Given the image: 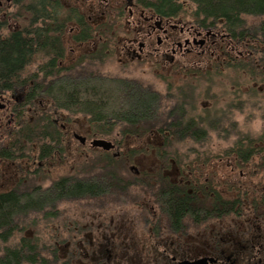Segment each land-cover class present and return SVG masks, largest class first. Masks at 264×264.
I'll return each mask as SVG.
<instances>
[{
  "label": "flooded vegetation",
  "instance_id": "af4514ba",
  "mask_svg": "<svg viewBox=\"0 0 264 264\" xmlns=\"http://www.w3.org/2000/svg\"><path fill=\"white\" fill-rule=\"evenodd\" d=\"M35 5L41 9L36 10ZM119 10L125 14L122 36L113 31L121 25L120 18L114 20ZM111 49L124 74L141 68L173 81L186 80L191 74L201 78L230 67L245 77L239 85L245 87L250 103L257 110L258 105H264V98L253 96L264 92V65L258 63L264 53L261 42L228 32L220 20L188 18L183 11L161 15L138 0H0V195L11 193L18 200L36 198L59 182L72 185L97 175L79 174L74 166L80 154L87 157L89 151L96 150L108 159L106 167L112 165V159L122 158L125 173L132 177L124 183L115 172L99 174L118 184L110 193L136 184L149 190L151 200L144 198L142 206L151 211L153 228L165 226L172 237H182L190 226L198 230L197 237H184L176 244L173 238L157 241L171 247L168 257L172 264H264V129L248 138V144L236 141L217 154L216 162L199 164L177 161L169 152L174 129L170 139H166L169 131L157 128L140 137L112 119L99 129L90 115L81 113L87 128L79 132L74 118L79 112L58 107L48 90L84 71L79 65L110 58ZM7 57L15 62L5 69ZM187 90V84L177 88L180 100L170 105L165 115L172 126L177 117L193 118L180 102L183 96L191 97ZM237 104L241 103L233 106ZM179 108L181 114L176 112ZM115 125L119 130L114 132ZM201 132L204 135L205 131ZM148 134L154 136V142L146 145L143 138ZM131 137L138 142L133 149ZM98 139L112 146L107 150L95 146ZM134 152L138 156L150 153L151 161L129 163ZM59 170L58 177L41 185ZM165 197L171 213L161 203ZM180 200L189 211L178 214L175 221L174 204ZM207 222H212L208 229Z\"/></svg>",
  "mask_w": 264,
  "mask_h": 264
},
{
  "label": "rangeland",
  "instance_id": "374dc122",
  "mask_svg": "<svg viewBox=\"0 0 264 264\" xmlns=\"http://www.w3.org/2000/svg\"><path fill=\"white\" fill-rule=\"evenodd\" d=\"M23 1L32 2V0ZM190 7V5L185 6L183 11L185 17H192ZM124 16L123 10L115 13L114 20L118 21L120 18L121 25L118 24L114 30L112 29L121 36L125 32ZM260 20L261 17L243 16V22L248 25L256 24ZM87 64L79 65L78 68L83 67L84 72L106 74L111 77L127 76L143 84H149L165 95L167 107L179 102L181 91L178 92L177 88L187 84L190 90L187 91L190 92L191 97L183 96L180 102L185 104V111L195 119L197 128L204 130L205 133L200 139L191 138L190 135L182 139H172L169 152L177 161L196 164L216 162L217 154L235 145L236 141L243 145L248 144V138L257 136L264 129V105H258L259 110H257L256 106L250 103L245 87L239 85L245 77L242 78L230 67L201 78L193 74L186 77V80L174 78L173 82L166 75L161 77L155 73L142 72L141 68L132 69L133 71L124 74L118 55L112 49L110 58L103 57L102 61L95 59L94 62ZM168 82L176 89L169 88ZM235 83L238 85L235 86ZM238 86L240 89L237 91ZM236 96L240 97L238 101L234 99ZM253 96L264 98V92L254 93ZM236 102L241 104H237V107L233 106ZM76 117V127L81 132L80 130L87 128V120L80 112L74 116ZM103 125L108 126L101 124V129ZM112 129L115 132L119 127L115 125ZM117 138L125 139L123 136ZM135 139L137 138L130 139L131 149L138 143ZM143 140L144 144L148 145L154 142V136L148 134ZM121 159H112V165L106 167L104 161L108 159L95 150L89 151L87 157H81L80 154L74 166L77 167L75 169H78L79 174H101L112 171L118 179L120 178L119 182L125 183L132 177L125 173L122 164L124 162ZM148 161H151L150 153L138 156V152H134L129 159V163L133 165ZM60 172V170L53 172L47 176L48 180L39 183L41 185L49 183L53 178L58 177ZM117 188L118 191L114 190L95 197L61 198L42 210L18 215L16 229L5 238L0 236V254L5 247L17 246L21 237H24L33 239V242L37 243V253L43 258L44 263L24 262L23 264H172L168 257L172 252L171 247L158 242L173 238L176 244L177 240L184 237H197L195 234L198 230L192 226L186 227L187 229L181 234L182 237L170 236L165 226L156 230L152 226L151 211L146 205L142 206L143 200L146 202L144 198L151 200L149 190L139 184L128 185L123 189ZM161 222L162 220L160 224H163ZM210 224L212 222L206 223L207 229ZM156 235L159 240L156 239Z\"/></svg>",
  "mask_w": 264,
  "mask_h": 264
},
{
  "label": "trees",
  "instance_id": "16d2710c",
  "mask_svg": "<svg viewBox=\"0 0 264 264\" xmlns=\"http://www.w3.org/2000/svg\"><path fill=\"white\" fill-rule=\"evenodd\" d=\"M138 2L153 8L161 15L178 14L185 11V6L190 5L194 18H201L204 21L220 20L228 32L260 41L264 48V0H138ZM40 6L34 7L38 10L41 9ZM66 12L63 8V18ZM32 13L34 16H41L39 13L33 11ZM243 16L261 17V20L256 24L248 25L243 22ZM6 60V64H3L5 69L15 62L11 57H7ZM258 63L264 65V53L261 54ZM48 94L58 107L90 115V120L100 129L101 124L108 125L106 121L112 119L122 123V127L129 133H136L140 137L154 128L169 131L166 139H170L173 129L176 132L175 139H182L187 135L194 139L203 136V132L197 128L193 118L177 117L172 126L165 116L169 111V107L165 106L166 97L136 79L111 77L80 70L76 76L58 81L48 90ZM179 109L176 112L181 114L183 110ZM117 185L112 177L97 174L79 179L72 185L59 182L36 198L18 200L11 193L2 194L0 195V236L5 238L10 235L13 230L11 227L16 225L20 214L42 210L61 198H84L106 194ZM161 203L171 213L172 208L168 198L162 199ZM174 209L172 218L175 221L179 218L178 214L189 211L184 200L175 202ZM33 241L21 237L17 246L5 247L0 254V264L44 263L43 258L37 253V243Z\"/></svg>",
  "mask_w": 264,
  "mask_h": 264
},
{
  "label": "water",
  "instance_id": "95a60500",
  "mask_svg": "<svg viewBox=\"0 0 264 264\" xmlns=\"http://www.w3.org/2000/svg\"><path fill=\"white\" fill-rule=\"evenodd\" d=\"M93 144H94L95 146L102 147V148L105 149V150L109 149V147L112 146L108 141H105V140H103V139L95 140V141L93 142Z\"/></svg>",
  "mask_w": 264,
  "mask_h": 264
}]
</instances>
